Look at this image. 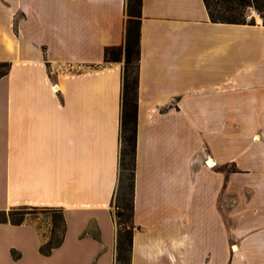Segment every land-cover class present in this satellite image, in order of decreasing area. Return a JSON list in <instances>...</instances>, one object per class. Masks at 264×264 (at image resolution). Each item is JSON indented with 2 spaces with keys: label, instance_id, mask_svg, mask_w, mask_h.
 I'll return each instance as SVG.
<instances>
[{
  "label": "crops",
  "instance_id": "0c3cea01",
  "mask_svg": "<svg viewBox=\"0 0 264 264\" xmlns=\"http://www.w3.org/2000/svg\"><path fill=\"white\" fill-rule=\"evenodd\" d=\"M128 16V0H0V208L67 221L49 255L51 222H0V264H116L126 59L105 48ZM141 46L132 264H264V17L143 0Z\"/></svg>",
  "mask_w": 264,
  "mask_h": 264
},
{
  "label": "trees",
  "instance_id": "16d2710c",
  "mask_svg": "<svg viewBox=\"0 0 264 264\" xmlns=\"http://www.w3.org/2000/svg\"><path fill=\"white\" fill-rule=\"evenodd\" d=\"M143 0H128L126 42L105 48V61H118L125 55V77L122 112V147L120 156V180L115 196L118 222L116 264H132L135 229V177L138 147V111L140 61L142 55L141 27ZM210 17L215 22L246 23L247 9L255 6L264 11V0H205ZM11 69V63L0 61V78ZM37 209L39 207L32 206ZM51 213V228L47 240L41 245V252L51 254L64 242L67 221L62 208L44 207ZM32 211L26 206L11 209L0 208V222L21 224ZM18 258L21 252L13 249Z\"/></svg>",
  "mask_w": 264,
  "mask_h": 264
},
{
  "label": "rangeland",
  "instance_id": "374dc122",
  "mask_svg": "<svg viewBox=\"0 0 264 264\" xmlns=\"http://www.w3.org/2000/svg\"><path fill=\"white\" fill-rule=\"evenodd\" d=\"M260 12L262 13V15L264 16V11L260 10ZM233 169H237V167H235V165L229 167V171L233 170ZM26 209L29 211H32V213L29 214L28 219H34L36 220L38 223V225L40 227H42L43 229L45 227H47L48 223L51 222V213H47L44 211V208H37L34 210V208L30 207V206H26ZM115 210H116V205H115ZM235 248V246H234ZM236 249V248H235Z\"/></svg>",
  "mask_w": 264,
  "mask_h": 264
},
{
  "label": "built area",
  "instance_id": "2783aa9c",
  "mask_svg": "<svg viewBox=\"0 0 264 264\" xmlns=\"http://www.w3.org/2000/svg\"><path fill=\"white\" fill-rule=\"evenodd\" d=\"M258 16H260L261 19H263V17H264L262 15V13L260 12V10L257 9L255 6H250L247 9L246 18H247L248 21L258 20ZM207 164L211 166V163H210L209 160L207 161Z\"/></svg>",
  "mask_w": 264,
  "mask_h": 264
},
{
  "label": "bare ground",
  "instance_id": "6f19581e",
  "mask_svg": "<svg viewBox=\"0 0 264 264\" xmlns=\"http://www.w3.org/2000/svg\"><path fill=\"white\" fill-rule=\"evenodd\" d=\"M258 19H261V17H260V16H258ZM256 138H259V135H257V136H256ZM210 163H211V165H213V164H214V160H213V159H211V160H210ZM235 248L237 249V248H238V246L236 245V246H235Z\"/></svg>",
  "mask_w": 264,
  "mask_h": 264
}]
</instances>
